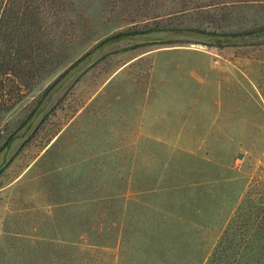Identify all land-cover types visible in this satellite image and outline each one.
<instances>
[{"label":"rangeland","instance_id":"374dc122","mask_svg":"<svg viewBox=\"0 0 264 264\" xmlns=\"http://www.w3.org/2000/svg\"><path fill=\"white\" fill-rule=\"evenodd\" d=\"M261 27L264 0H0V264H169L145 204L196 223L163 247L264 216Z\"/></svg>","mask_w":264,"mask_h":264},{"label":"trees","instance_id":"16d2710c","mask_svg":"<svg viewBox=\"0 0 264 264\" xmlns=\"http://www.w3.org/2000/svg\"><path fill=\"white\" fill-rule=\"evenodd\" d=\"M260 1V0H250ZM257 33L264 36V27H261L251 33ZM171 187L153 188L152 194L156 191H167L170 193ZM171 194V193H170ZM116 198L118 195H112ZM250 195L247 193V197ZM248 198L247 215L240 217L235 216L228 223L227 228L222 231L212 249L204 251L201 244L190 242V244H174L173 242L167 247H163L162 237L171 236V230L164 226L166 221L182 222L186 227L192 228L196 223L186 219L185 212L187 208L182 206L176 207L172 203L157 207L152 204L142 205L146 223H143L142 233L147 238L146 247L151 250L153 246L160 247V253L157 257H164L166 253L174 250V255L169 264H264V216L256 215L253 206L256 204ZM264 202V198L262 200ZM125 203V201H123ZM124 207V204H122ZM175 206V207H173ZM261 211V210H260Z\"/></svg>","mask_w":264,"mask_h":264}]
</instances>
